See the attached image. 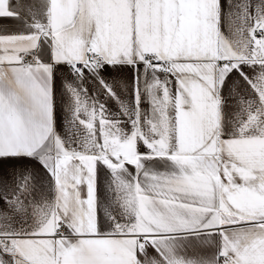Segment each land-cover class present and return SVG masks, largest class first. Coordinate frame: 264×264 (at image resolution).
I'll return each instance as SVG.
<instances>
[{
    "label": "snow or ice",
    "instance_id": "obj_1",
    "mask_svg": "<svg viewBox=\"0 0 264 264\" xmlns=\"http://www.w3.org/2000/svg\"><path fill=\"white\" fill-rule=\"evenodd\" d=\"M0 264H264V0H0Z\"/></svg>",
    "mask_w": 264,
    "mask_h": 264
}]
</instances>
